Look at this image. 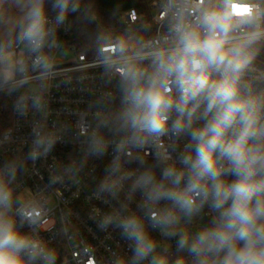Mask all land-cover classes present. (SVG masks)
Returning <instances> with one entry per match:
<instances>
[{
    "label": "built area",
    "instance_id": "1",
    "mask_svg": "<svg viewBox=\"0 0 264 264\" xmlns=\"http://www.w3.org/2000/svg\"><path fill=\"white\" fill-rule=\"evenodd\" d=\"M253 2L264 8V0ZM221 3L152 0L150 15L122 11L116 33L125 39L112 36L96 49L80 47L68 16L41 14L0 47V112L8 114L0 134V184L12 193L10 206L0 204V212L28 240L20 252L24 264H159L162 258L166 264H198L189 249L219 222L220 210L210 193L197 198L191 214L179 201L196 155L192 134L210 117L201 105L191 123L187 114L181 118L173 79L176 103L165 113V128L141 131L137 117L143 110L130 101L129 76L138 68L150 79L155 54L176 47L184 30L202 23L204 10ZM34 24L37 33L31 32ZM257 24L264 30V18L247 30ZM260 40L264 35L254 43ZM241 85L256 102L264 130V67L249 62ZM220 162L228 167L223 157ZM235 178L222 176L226 183ZM182 237L187 243L180 247ZM142 239L154 247L139 256Z\"/></svg>",
    "mask_w": 264,
    "mask_h": 264
},
{
    "label": "clouds",
    "instance_id": "2",
    "mask_svg": "<svg viewBox=\"0 0 264 264\" xmlns=\"http://www.w3.org/2000/svg\"><path fill=\"white\" fill-rule=\"evenodd\" d=\"M261 18L264 8L253 0H222L219 8L202 12L201 24L182 32L176 47L155 54L156 71L150 79L144 80L145 71L138 68L129 76L130 101L143 110L137 117L141 131L154 134L165 128V113L176 103L171 95L173 79L180 88L177 111L181 118L187 114L191 123L201 105L204 115L210 117L192 134L196 155L179 201L191 214L198 207L197 198L203 194L206 200L210 193L213 208L220 210L219 222L199 233L189 249L198 264H264V140H253L264 135V130L258 124L256 102L243 94L241 85L250 62L246 50L264 35L259 24L251 31L247 29ZM39 31L34 24L31 32ZM214 75L218 78L213 79ZM176 126L182 129L180 119ZM221 157L227 161V168ZM191 160L189 155L183 162ZM227 172L236 177L231 183L222 179ZM184 175L183 171L175 174V184ZM11 196V191L0 184V204L9 207ZM27 243V238L16 231L14 221L0 212V264H24L20 252ZM186 243L187 237H182L179 246ZM153 247L142 239L137 255H145ZM159 264L166 262L162 258ZM177 264H183L182 260Z\"/></svg>",
    "mask_w": 264,
    "mask_h": 264
},
{
    "label": "trees",
    "instance_id": "3",
    "mask_svg": "<svg viewBox=\"0 0 264 264\" xmlns=\"http://www.w3.org/2000/svg\"><path fill=\"white\" fill-rule=\"evenodd\" d=\"M40 10L32 13L31 17L41 14H64L71 19L77 32V41L80 47L96 49L100 44L108 40L119 30L116 22L117 15L125 10L137 9L140 12L151 14V0H42ZM9 13L7 6L0 3V17ZM29 23H23L16 35ZM257 43L260 52H249L250 62L264 67V40ZM8 114L0 112V134L6 129Z\"/></svg>",
    "mask_w": 264,
    "mask_h": 264
},
{
    "label": "rangeland",
    "instance_id": "4",
    "mask_svg": "<svg viewBox=\"0 0 264 264\" xmlns=\"http://www.w3.org/2000/svg\"><path fill=\"white\" fill-rule=\"evenodd\" d=\"M20 24H21V21H20L18 14L9 12L8 15L0 17V47L9 43L12 40V38L18 31ZM72 26L75 27L73 23H72ZM113 36L116 38H123V39H125L126 37L125 35L118 34V33H114ZM246 51L259 53L260 52L259 43L251 44L250 47ZM64 56L61 55L60 58Z\"/></svg>",
    "mask_w": 264,
    "mask_h": 264
},
{
    "label": "crops",
    "instance_id": "5",
    "mask_svg": "<svg viewBox=\"0 0 264 264\" xmlns=\"http://www.w3.org/2000/svg\"><path fill=\"white\" fill-rule=\"evenodd\" d=\"M0 3L7 6L9 12L18 14L21 21L20 26L29 21L32 13L43 6L42 0H0Z\"/></svg>",
    "mask_w": 264,
    "mask_h": 264
}]
</instances>
